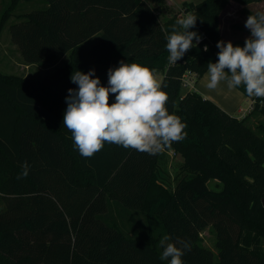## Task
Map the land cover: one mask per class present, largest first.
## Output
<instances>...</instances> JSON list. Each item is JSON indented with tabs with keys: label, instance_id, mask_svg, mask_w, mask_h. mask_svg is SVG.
<instances>
[{
	"label": "trees",
	"instance_id": "trees-1",
	"mask_svg": "<svg viewBox=\"0 0 264 264\" xmlns=\"http://www.w3.org/2000/svg\"><path fill=\"white\" fill-rule=\"evenodd\" d=\"M232 1L264 0L187 3L165 20L147 0H10L0 36L14 17L11 38L23 62L69 61L39 80L0 72V264H170L160 259L164 235L190 245L183 264H264V126L248 124L264 113V99L236 88L256 101L239 119L182 87L186 71L199 79L217 62V42L227 43L220 15ZM22 3L25 12H16ZM189 13L204 38L172 64L166 37ZM121 61L163 74L167 110L186 124V138L154 155L105 142L82 157L63 125L68 90L78 88L71 75L94 69L107 87L108 70ZM171 150L184 158L174 179ZM25 162L29 174L17 179ZM210 225L217 261L199 244Z\"/></svg>",
	"mask_w": 264,
	"mask_h": 264
},
{
	"label": "clouds",
	"instance_id": "clouds-1",
	"mask_svg": "<svg viewBox=\"0 0 264 264\" xmlns=\"http://www.w3.org/2000/svg\"><path fill=\"white\" fill-rule=\"evenodd\" d=\"M197 17L185 14L172 26L166 37L169 62L177 63L201 37L189 29L194 28ZM245 27L250 37L244 46H234L231 41L217 42L218 60L207 65V88L215 90L221 82L229 89L244 86L247 95L264 98V12L249 15ZM204 51H208L207 45ZM95 70L88 73L75 71L71 82L77 89H69L63 125L72 135L80 155L91 158L102 150L105 142L154 155L170 148L174 142L186 138V124L175 114H169V99L162 90L154 70L138 63L120 62L108 70V86H101ZM115 102L110 103V95ZM17 179L29 174L27 162L22 165ZM168 235L162 236L161 260L170 258V264H183L182 256L190 245L183 240L170 243ZM177 244L181 247H177Z\"/></svg>",
	"mask_w": 264,
	"mask_h": 264
},
{
	"label": "rangeland",
	"instance_id": "rangeland-1",
	"mask_svg": "<svg viewBox=\"0 0 264 264\" xmlns=\"http://www.w3.org/2000/svg\"><path fill=\"white\" fill-rule=\"evenodd\" d=\"M41 2V1H39ZM39 2H34L39 3ZM10 3V0H0V19L4 12V10L8 7ZM24 3L21 4V6L17 9L16 12H25L24 9ZM40 5H43V3H40ZM183 10V8H182ZM181 10V11H182ZM252 13V15L256 14L257 12H264V4L260 6H251L249 9H247ZM225 17H229V19H232L231 21L229 19L222 20V36L226 42L231 41L232 43L245 40L246 38L250 37V31L245 27V22L249 15L245 14L243 10H229L225 13ZM15 22V18L12 17L10 21L8 22L7 26L5 27V31L2 32L0 36V72L7 76H18L28 79H40L45 77L49 74H54V72L61 67H64L68 61L69 57L66 56L63 59L58 60L57 62L45 65V66H36V65H26L23 62L20 50L18 47L12 45L13 43L11 38V32H10V25ZM88 44L84 45L85 47ZM7 55H11L13 58V61L6 58ZM4 58V60H3ZM159 80L160 78L157 77ZM160 81V80H159ZM226 83V82H224ZM77 89V88H76ZM185 91H192L191 90H183ZM249 106V103H244V109H247ZM243 109V110H244ZM242 115L239 117V119L242 118ZM249 123L251 124V127L254 130H258V127L260 125L264 126V113L258 114L256 113L250 118ZM184 162V158L181 154L176 153L174 150L170 151V163H169V172L171 173V177L174 179L175 175L180 171V165ZM173 180V184H174ZM213 183V184H212ZM210 184V187L213 188L214 182ZM175 186V184H174ZM1 209V206H0ZM117 212V209L114 208L112 211V215H115ZM110 214V212H109ZM111 217V216H110ZM111 219H115L112 218ZM114 221V220H111ZM129 233H132L130 229H128ZM199 244L201 247L206 248L210 250L215 260H218L219 256V250L217 248V234L213 226L206 227L200 234V241ZM263 249H264V240L262 243Z\"/></svg>",
	"mask_w": 264,
	"mask_h": 264
},
{
	"label": "crops",
	"instance_id": "crops-1",
	"mask_svg": "<svg viewBox=\"0 0 264 264\" xmlns=\"http://www.w3.org/2000/svg\"><path fill=\"white\" fill-rule=\"evenodd\" d=\"M202 1L203 0H147V2L153 7H159L160 6L158 13H159V17L161 20H165L167 18L172 17L173 14L179 13L182 10V8L184 7V5L187 3L198 4ZM263 4H264V1L260 2V3H252V4H249L247 6H243V5H241L237 2H234V1L230 2L226 6V8L222 11V13L220 15L221 35L223 34L222 33V26H223L222 20L224 19V17H225L224 15L227 11L239 10V9L243 10L244 8L249 9L251 6H260ZM225 18L229 19L228 16ZM229 20L231 21L232 19H229ZM189 31L196 32L200 37H202V35H203L202 32L196 26L194 28L189 29ZM222 38H223V36H222ZM193 43H195V39L193 40ZM11 44L16 46L14 43H11ZM6 58L13 61V58L11 55L9 56L6 54ZM3 60H4V58H3ZM156 76L158 78H160L159 80L162 83L163 78H164L163 74H156ZM207 83H208V74L206 73V74H204V76L197 79L192 91H196V92L200 93L205 99L211 100L212 102H214L218 107H220L224 112H226L230 116L239 118L241 116L240 112L244 109V103L247 102L250 105L251 100H253L250 97H246L238 89H229L227 87V84L224 82H221L220 85L215 90L208 89ZM250 118H249V121H250ZM249 121H248V124L251 126Z\"/></svg>",
	"mask_w": 264,
	"mask_h": 264
},
{
	"label": "built area",
	"instance_id": "built-area-1",
	"mask_svg": "<svg viewBox=\"0 0 264 264\" xmlns=\"http://www.w3.org/2000/svg\"><path fill=\"white\" fill-rule=\"evenodd\" d=\"M204 36L201 37L199 41L195 40V44H200L203 40ZM174 64V63H172ZM197 74L193 73L191 71H186L182 77V87L185 90H191L194 88V85L197 81ZM256 101L253 99L251 100V103L247 109L242 110L240 113L243 114L242 118L246 117L248 114H250L255 107Z\"/></svg>",
	"mask_w": 264,
	"mask_h": 264
},
{
	"label": "water",
	"instance_id": "water-1",
	"mask_svg": "<svg viewBox=\"0 0 264 264\" xmlns=\"http://www.w3.org/2000/svg\"><path fill=\"white\" fill-rule=\"evenodd\" d=\"M263 204H264V202H263Z\"/></svg>",
	"mask_w": 264,
	"mask_h": 264
}]
</instances>
